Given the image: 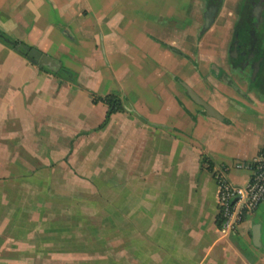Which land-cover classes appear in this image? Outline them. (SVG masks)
Instances as JSON below:
<instances>
[{
    "label": "crops",
    "instance_id": "obj_1",
    "mask_svg": "<svg viewBox=\"0 0 264 264\" xmlns=\"http://www.w3.org/2000/svg\"><path fill=\"white\" fill-rule=\"evenodd\" d=\"M251 1L218 0L203 30L216 5L209 0H0V31L76 80L0 42V264H264L256 209L232 234L216 225L215 174L244 187L264 149V88L229 62L242 10L264 13ZM180 82L222 119L207 116ZM108 95L122 110L100 126L108 106L93 96ZM114 141L121 146L111 152ZM101 174L121 177L107 215L117 228L105 234L67 194L97 190Z\"/></svg>",
    "mask_w": 264,
    "mask_h": 264
},
{
    "label": "trees",
    "instance_id": "obj_2",
    "mask_svg": "<svg viewBox=\"0 0 264 264\" xmlns=\"http://www.w3.org/2000/svg\"><path fill=\"white\" fill-rule=\"evenodd\" d=\"M209 3L210 4L214 3L217 5V7H219L221 2H218V0H209ZM252 21L253 18L250 16L249 12L247 10H242L239 19L237 20L234 26L233 41L237 42L241 50L246 46L248 48L249 47L251 48L249 51L252 54L251 62L258 60L259 58H262V62L260 63V68L256 75L257 78L256 80L259 82L260 86L264 88V33L258 32L256 29H254V27L251 24ZM263 22H264V15H263ZM252 32L254 34V37L251 36ZM5 38H8L9 41H6ZM0 42L5 44L7 47L11 48L19 55L28 59L31 63L39 66L40 68L53 74L54 76L59 77L63 80L71 81L74 84H76V80L73 79L70 74L68 75V73L65 71V69L62 66L60 68H54L50 65H39L38 63H36L31 57L28 56L27 51L32 47L25 44L24 42L17 39H12L1 31H0ZM99 100H103L108 106L105 119L100 125L103 126L107 122L109 116L114 112L122 110V107L114 95H108L102 99L93 96V102ZM263 151L264 149H262L260 153ZM208 169L212 170V164L208 166ZM216 225L218 228L221 226V220L219 217H217L216 219ZM238 246L241 252L246 255L245 249L240 247V245Z\"/></svg>",
    "mask_w": 264,
    "mask_h": 264
},
{
    "label": "built area",
    "instance_id": "obj_3",
    "mask_svg": "<svg viewBox=\"0 0 264 264\" xmlns=\"http://www.w3.org/2000/svg\"><path fill=\"white\" fill-rule=\"evenodd\" d=\"M236 167L243 166L237 163ZM251 168V177L244 187L231 185L223 171L215 174L218 186V217L221 220L218 229L223 235L234 232L243 216L254 211L264 200V151L252 161Z\"/></svg>",
    "mask_w": 264,
    "mask_h": 264
},
{
    "label": "rangeland",
    "instance_id": "obj_4",
    "mask_svg": "<svg viewBox=\"0 0 264 264\" xmlns=\"http://www.w3.org/2000/svg\"><path fill=\"white\" fill-rule=\"evenodd\" d=\"M148 118H153L154 116L152 113L148 112ZM121 138L119 136L117 139ZM113 142V143H107V149H111V147H116L117 145L121 146L120 142ZM134 143L136 142L131 141L130 144L124 143V146L126 147L127 151H131L132 148L134 147ZM129 147V150L127 149ZM114 149H111V152ZM105 155V152H104ZM137 158H131L130 162L132 165L136 162ZM67 160V159H66ZM113 171L118 173L119 170H121V164H122V158H121V150L118 152H115V156L113 157ZM131 165V166H132ZM136 165L132 166L133 168ZM111 169V170H112ZM120 175L115 176V175H106V174H101L98 178L99 181H97V185L100 187L97 190H90L89 188L82 189L81 194H77L75 191H69L67 192L68 197H76L77 202H76V208H78L85 217L86 219H91L92 222L89 223V220L87 223L93 225L99 232H103L105 234V231L107 228L113 227L117 228L115 225L112 226V223L107 220V215L112 214L113 208L112 204L114 201H117L118 194H120V189H114V193L112 192V189H110L112 186L116 187V184L120 182ZM110 181V182H109ZM116 183V184H115ZM72 194V195H71ZM80 197V198H79ZM117 206V205H116ZM255 213L257 214L256 221H260L263 225V241H264V200H262L259 205L257 206Z\"/></svg>",
    "mask_w": 264,
    "mask_h": 264
},
{
    "label": "water",
    "instance_id": "obj_5",
    "mask_svg": "<svg viewBox=\"0 0 264 264\" xmlns=\"http://www.w3.org/2000/svg\"><path fill=\"white\" fill-rule=\"evenodd\" d=\"M217 11V6L216 5H210L207 8V11L205 12L204 18H205V23L203 26V30H205L211 22L214 19L215 13ZM6 41H9L8 38H5ZM234 51L237 46V42H234ZM28 56L31 57L36 63L39 65H50L54 68H60V64L56 61H54L49 55L42 53L41 51L35 49V48H30L28 51ZM236 53L233 54L232 57H235ZM259 62H256L255 67H251V76L252 78L255 77L258 73L259 70ZM227 79V83L231 85L234 89H238L237 85L230 79L229 76H227L225 73H223ZM182 87L185 89L187 95L191 98V100L196 103L197 105L201 106L207 116L215 117L217 119H222V116L218 113V111L207 101H205L202 97H200L191 87H189L186 83L180 82ZM260 226L258 224H255L252 228V241L254 245H260Z\"/></svg>",
    "mask_w": 264,
    "mask_h": 264
},
{
    "label": "flooded vegetation",
    "instance_id": "obj_6",
    "mask_svg": "<svg viewBox=\"0 0 264 264\" xmlns=\"http://www.w3.org/2000/svg\"><path fill=\"white\" fill-rule=\"evenodd\" d=\"M258 1L264 3V0H258ZM251 2H253V0ZM249 14L253 18V21L251 22L252 26L258 32H260L258 30V25H259V23L263 22L264 13H262L261 15H257V13H255V10L253 8H251L250 11H249ZM251 36L254 37L253 32L251 33ZM233 44H234V41H233V37H232L231 45H230V48H229V62L231 64V66L237 67V68H239L241 70L250 71L251 70L250 68L251 67H255L256 62H258L259 59H260V62H259V68H260V63L262 62V58H259L258 60L251 62L252 54H251V52H249L250 49H251L250 47L248 48L246 46V47H244L241 50L239 48L238 44H237L236 49L234 51L233 50L234 49ZM234 53H236V56L232 57Z\"/></svg>",
    "mask_w": 264,
    "mask_h": 264
}]
</instances>
